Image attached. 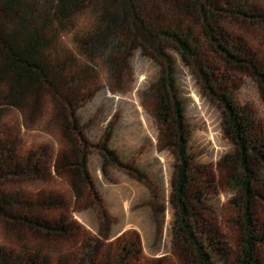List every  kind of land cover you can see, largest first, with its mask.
Segmentation results:
<instances>
[{"label": "trees", "instance_id": "trees-1", "mask_svg": "<svg viewBox=\"0 0 264 264\" xmlns=\"http://www.w3.org/2000/svg\"><path fill=\"white\" fill-rule=\"evenodd\" d=\"M248 28L256 44L245 34ZM136 54L156 66L146 93L154 100L157 149L177 159L168 199L174 210L171 256L145 254L130 230L101 246L85 228L79 231L73 218L80 212L83 187L95 192L87 122L79 111L102 89L128 91ZM178 64L215 93L223 110V129L234 147L224 159L234 163L226 182L242 236L236 252L212 215L203 212L212 210L206 190L213 187L212 178L198 181L205 184L202 190L193 184ZM240 75L254 79L264 96V0H0V111L12 108L27 119L49 116L61 136L59 148L45 158L41 146L20 150L0 135V210L33 235L78 237L79 243L57 257L2 244L0 264H215L211 259L264 264L258 212L264 204V133L251 111L232 100ZM109 127L105 132L111 138ZM98 156L104 173L120 168L145 184L143 171L122 160L106 140ZM46 174L65 178L74 200L54 189L32 193L10 183Z\"/></svg>", "mask_w": 264, "mask_h": 264}, {"label": "rangeland", "instance_id": "rangeland-1", "mask_svg": "<svg viewBox=\"0 0 264 264\" xmlns=\"http://www.w3.org/2000/svg\"><path fill=\"white\" fill-rule=\"evenodd\" d=\"M251 33L248 28L245 34L251 44H256L257 38ZM132 69V83L128 91L111 94L107 89H102L79 111L81 120L87 122L89 174L95 192H91L88 186L83 187L84 194L78 204L80 212L73 218L79 225L78 230L82 232V228H85L91 240L93 236L99 238L101 246L111 239L109 237L130 230L138 234L145 254L171 256L174 210L168 199L177 159L172 152H160L156 146L157 123L151 111L154 100L152 95L146 93V86L156 72L155 63L136 54ZM177 74L180 100L184 103L190 130L187 155L191 171L195 174L193 184L202 190L205 184L198 185V181L212 178L213 187L205 186L207 201L213 204L212 210L203 212L212 215L213 224L226 235L229 247L236 252L242 236L230 203L234 194L226 182V174L233 169L234 163L224 159L234 151V147L223 129V110L215 93L201 86L185 66L178 64ZM239 79L236 80L239 86L232 100L251 111L250 114L260 123L264 133V96L254 79L245 75H240ZM53 122L49 116L27 119L22 112L6 108L0 111V135L16 143L20 150L41 146L42 150L45 149L43 157L46 158L61 145V136ZM108 125L111 138L105 132ZM105 140L122 160L131 162L143 171L145 184L126 175L120 168H106L103 172L98 155L100 145ZM10 181L13 187H20L25 192L54 189L74 200L68 181L57 175L16 177ZM258 212L260 223L264 224V204L258 207ZM103 221L106 227H102ZM25 230L10 222L0 210V245L30 251L38 249L55 257L65 248L79 245L78 237L70 241L56 236L44 239ZM211 261L221 264L214 259Z\"/></svg>", "mask_w": 264, "mask_h": 264}]
</instances>
